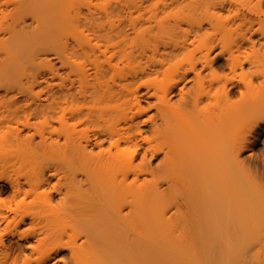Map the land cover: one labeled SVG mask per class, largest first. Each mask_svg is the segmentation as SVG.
<instances>
[{"label":"bare ground","instance_id":"obj_1","mask_svg":"<svg viewBox=\"0 0 264 264\" xmlns=\"http://www.w3.org/2000/svg\"><path fill=\"white\" fill-rule=\"evenodd\" d=\"M83 1L0 0V76L33 75L40 64L57 75L38 53L43 30L55 32L54 55L59 68L68 69L66 79L57 75L56 89L17 91L8 100L7 89L0 92V264H44L63 250V264H101L103 242L118 249V222L144 235L156 231L171 248L187 236L186 253L171 251L176 264H185L190 251L193 263L210 264L217 254V264H260V249L249 255L245 245L254 236V243L264 241V156L251 172L239 154L264 135V0H228L226 10L220 1L225 17L209 11L213 0H182L186 28L176 17L173 25L167 16L157 18L167 6L163 0L112 5L126 12L149 7L153 31L152 25L137 29L139 22H132L137 28L93 25L112 7L91 13ZM86 31L95 39L120 36L118 51L127 56L117 51L115 58L122 56L124 70L112 58L97 61ZM128 47L135 53L128 56ZM89 52L94 60L74 74L72 59ZM170 60L174 65L164 69ZM170 70L171 83L151 79ZM185 80L191 82L186 90L179 85ZM142 88L154 99L146 102L154 113L139 121ZM118 114L129 115L121 126ZM140 152L141 169L133 164ZM158 157L152 166L150 158ZM26 220L29 228L19 231ZM21 236L32 243L12 241ZM34 252L43 254L32 263Z\"/></svg>","mask_w":264,"mask_h":264},{"label":"rangeland","instance_id":"obj_2","mask_svg":"<svg viewBox=\"0 0 264 264\" xmlns=\"http://www.w3.org/2000/svg\"><path fill=\"white\" fill-rule=\"evenodd\" d=\"M117 1L118 0H84L81 4L84 5V9H88V11H90L91 13H94V12L97 13V12H99L101 10V8L103 9V7H106L107 8V6L109 7V5H110V7H112V5L114 7V4ZM176 1L177 0H163V3H165V5H167V6H165V8L166 7L167 8L166 9L164 8L162 10L163 13H159L158 12L157 13L158 17L156 15L155 16L158 19H161L162 17L167 16V18L170 19V22H172V24H171L168 21V23H170L169 25H173L174 24L173 21L176 19V21H178L180 23V24H178V23H176V24H178L180 27L182 26V28H184L185 27V24H183V20H182V19H184V17L182 16V11L183 10L182 11L180 10V8H183L181 6H182V4H184V2H181L182 0H178V2H176ZM185 1L186 2L188 1L189 2V0H185ZM210 1H208V2H210ZM220 1H222L224 3V4L222 3V6L220 4H218V3H221ZM237 1H239V2L241 1V3H242V0H236L235 2H237ZM179 2H181L182 4H180ZM239 2L237 4H239ZM243 2H245V1H243ZM170 3H171V5L172 4L173 5L171 6ZM212 3L214 5H210ZM168 4L170 5V7H168L169 6ZM210 4H209L210 5L209 11L210 12H217L219 14L221 11L219 10V7L218 6L220 5L221 7H224V9L227 6L226 8L228 9V5L225 6V4H229V3H228V0H213ZM209 5L207 4V6H209ZM200 6H203L204 8L207 7V6L205 7V4L204 5L201 4ZM212 6H214V7L211 8ZM113 7H112V10H111V15H109L107 17L106 16H103L101 19L96 20L93 23V25H104L106 27H109L111 24H114V25H119L120 24L121 26L124 25L126 27L127 25H125V24L129 22L128 27L130 26V23H131V26L134 25V28H137V26H138L137 29H139V27L145 29V27H147L149 25H152V30L151 31L154 30V27L155 26L152 23H154V20L155 19L152 20V17H151L152 16V13L150 12L151 10L149 11V9H148L149 7L148 6H147L148 8L147 9L145 8L144 10H142V9H140V10L128 9L129 11H127V12L126 11H118V9H113ZM187 9L188 8H186V10H184V11L185 12L186 11H189ZM199 9H201V7ZM201 10H205V9L202 8ZM221 13H222V16L223 17H225L227 15V11H223ZM150 17H151V19H149ZM173 17H176V18L174 19ZM181 17H183V18H181ZM150 20H152L153 22L150 21ZM132 22H137V23L139 22V23L136 26L135 25L136 23L134 24ZM163 24H165V20L163 21ZM167 24H166V27H168ZM128 27L125 28V29H130ZM128 31L130 32L131 30H128ZM129 32H127V33H129ZM152 33L153 32H151V34ZM84 34L87 35L89 38L92 39L91 40V44L95 45V48H96V49L94 48V50H95L94 54H95L96 57H98V60H97V58L95 60H97L98 62H101L103 64L104 61L107 60V58H110V59L112 58L113 60L111 59L110 61H112V62H110V63H112L114 65L117 64L116 66H119V65H121L120 63H123L125 61V60L121 59V61L119 62V59L122 58V56H123V53L122 52H121L122 53V56L120 55L121 57L120 56L118 57L119 59L118 58H115L117 56V54L120 53L118 51L120 49L119 47L121 46L120 45V41L122 42L120 36H119V38L118 37H113L111 39H105V38L95 39L94 36H93L92 31H86ZM51 35H52V41L50 43H48L49 42L48 38ZM54 35H55V32H53V34H51V33H47L46 34L45 31L43 30V32L41 34L40 48H39V52L38 53H40V58L41 59H44V57L47 58L50 61V64L53 65L55 69L58 68L57 75H60L63 79H66L68 69H66V68L61 69V68H59L60 63H59L58 59H56V56L54 55L55 50H57V46L53 42V36ZM165 37H164V39H165ZM128 39L131 40L130 37ZM132 39H134V38H132ZM162 39H160V40H162ZM126 40L127 39L125 38V41ZM129 40H128V42H130ZM165 40H167V39H165ZM177 40L179 41V38ZM125 41H124V43L128 44V42H125ZM162 41H164V40H162ZM165 42L166 41H164V43ZM167 42H168V40H167ZM159 43H160V41H159ZM159 43H156V44L158 45ZM121 44L123 46V43H121ZM154 44H155V42H154ZM160 45H161V43H160ZM160 45H158V49L157 50L162 49L163 44H162V46H160ZM125 47L127 48V45ZM129 47H130V45H129ZM129 47H128L127 50L125 49L127 51V53H129L128 51H130V53H135L136 50H134V52H133V50L131 49L133 46L130 48L132 50V52L129 49ZM124 48H122V49L124 50ZM122 49L120 51H122ZM137 49H138V47H137ZM148 50L149 49H147V51ZM117 51H118V53H117ZM149 52H150V50L147 53L149 54ZM216 52H217V50L214 51V52H212L210 54V56L212 57ZM130 53L128 54V56H130ZM158 53H163V52H158ZM91 54H92V52H89L85 56L84 55H78V56L74 57L72 59V68H69V69L70 70L72 69V72L74 73V72L77 71V68H79L78 65H81L82 66V64H85L86 66H89V64L91 63V61L94 60V57ZM150 54L152 55L151 52H150ZM150 54H149V56H150ZM134 55H136V54H134ZM153 55H155V54H153ZM156 56H157V58H155V59H158L159 58L158 55H156ZM180 57H178V58H180ZM122 60H123V62H122ZM151 60H153V59H151ZM165 60H164V62H165ZM143 61H144V59H142V61L140 62V64H142L143 66L144 65L146 66L147 64H143L142 63ZM131 62H132V60H131ZM136 62H133V63H136ZM173 62L175 63V60H173ZM169 64L174 65L171 62V60H170V63H167V65L164 64L165 65L164 69L167 68V67H169ZM105 65H107V64H105ZM131 65L133 66V64H131ZM131 65H129L130 66V69L132 68ZM75 66H76V69H75ZM134 66H135V64H134ZM170 67H171V65H170ZM34 68H36V69H34ZM34 68H33L34 71L31 70L32 73H33V75H27L26 74L24 76L19 77L17 75L16 76L15 75L13 76L12 74L11 75H9V74L6 75L5 74V75H1L0 76V92H2L5 89H7L6 91H8V96L6 97V100H8L10 98V96L12 95V93L17 92V91H22V92L32 91L33 93H35V92H46V91H49V90H52V89H56L58 87V84L61 82V80H60L59 76L50 73V71H49L50 68L48 66H45L43 64H40V65H38V66H36ZM124 68H125V66H124ZM128 68L129 67H127L125 69L127 70ZM136 68H137V65H136ZM120 69H123V68L120 67ZM120 69H118V70H120ZM126 70L124 71V73L126 72ZM171 70L168 71L167 73H165V75H163L162 73H164L163 72L164 70L162 69L161 70L162 73L159 71L161 74H159V75H158V73L157 74H154V76L157 75L156 76L157 78L156 77L154 78V76H152L151 79L152 78L155 79V80L157 79L156 82L154 80L153 81L155 83H158V84L160 83L159 85H161V84L162 85H165V84L171 83L170 81H172V80L174 81V79H175V76H174V74L171 73ZM72 72H70V77L73 76V73ZM129 72H130V70H129ZM226 73H227V71H226ZM228 75L229 74H227V76ZM144 79H141V80L144 81ZM148 79H150V78H148ZM66 84H68V83L66 82ZM179 85L181 87H184V90H186L191 85V82L185 80L183 82H180ZM76 87L79 88L77 84H76ZM86 87H88V86L86 85ZM175 93H177V90H176ZM140 95L144 96L142 98L144 101L141 100L142 101L141 102V105H142V107H143L144 110H143V112L139 116V121H144V120L148 119V116H150V115H152L154 113L153 107H149V105L146 102H148V103L151 104L152 101H154V99L153 98H150V97L149 98L146 97L147 95L145 94L144 88H142L140 90ZM176 97L177 96H174L173 97V100L176 99ZM31 99L35 101V99L33 97ZM2 115H3V108L0 107V118L2 117ZM128 116L129 115L123 116L121 114H118V124H120V126H121L123 124V120L125 118H127ZM141 127H145V124H142ZM0 133H1V130H0ZM1 134H0V136H1ZM105 145H107V144H105ZM123 148H124V146H122V149ZM141 153L142 152H140V154L136 158H134V163H133L134 165L138 166V168H140V169H141V166H139V161H140L139 159H140ZM262 156H264V135H261V136L259 135L256 138V141H255V143L253 144L252 147L247 148V149H244V150L241 151V153L239 154V159L240 160H243V163L245 164V166L248 165V167L250 168V171L253 172L255 170V167H257L258 163L260 162ZM159 160H160V157H158V158H150L151 165L154 166L155 164H157L159 162ZM145 176L148 177L147 175H145ZM54 181L55 180H53V182ZM160 181H161V179H160ZM163 186H165V185H163ZM3 201H5V197L4 196H0V203H2ZM18 227H19V231H24V230L28 229L29 228L28 221L26 220L23 223H19ZM148 232H150V231H148ZM190 233L193 234L194 232L192 231ZM144 234H145V232L143 234H141L139 231H135L131 227H125V226L121 225L118 222V249L117 248H114L112 245H110L108 243L103 242L101 244V248H100V252H101V256H100L101 264H176L177 261L173 260V258L171 256V251H173L172 249L183 250L185 252V250L191 248V246L189 245L188 237L187 236H183L184 237V245L183 244L182 245L180 244L179 246H177V248H171V247H169L165 243V241L163 240V238L159 234H156V231H153L152 230L149 235H147V234L144 235ZM194 236L193 235L190 236V239L193 240L192 241V250H193V248H195V247H193V245L194 244L196 245V243H194V242H197L198 241V240L194 241L195 240L194 239ZM254 237H251V240H250V238H248V241H246V245L245 246H247V247L245 248V246H244V248L246 250L245 253L248 250L247 253H249V255H250V254H252L251 252H253L254 249H260V251L262 253V254H260V257H259L260 264H264V254H263L264 253V251H263L264 250V247H263V245H264L263 242L264 241H261L262 242V244H261L260 240H258L256 238L258 240V242H255L254 243L253 242V241H255ZM259 237H261V236H259ZM21 238H22V236H21ZM21 238L19 239L17 237H14L13 238L14 240H12V241L13 242L14 241L15 242H18L19 244H22L23 246H26V244H28V243H32V240H28V242H26L24 240V238H22V239ZM214 238H216V239H214ZM214 238H213V241L215 240L214 242H217L216 241V240H218L217 236L214 237ZM196 239H197V237H196ZM203 240H205V239H203ZM262 240H264V239H262ZM206 241H208V240L206 239ZM211 242H212V240L210 239V242L209 243L206 242V243H208L209 245L211 244L212 249H213L211 254L215 256V254H216L217 251H216V249L213 248L214 247V244L211 243ZM248 242H249V244H248ZM221 244H223V242H221ZM229 244H231V243L229 242ZM224 245H225V242H224ZM215 246H216V244H215ZM217 246H218V244H217ZM226 246H227V244H226ZM217 250H219V249L217 248ZM193 251H195V250H193ZM219 251H218V253H219ZM26 252L28 253L29 251L26 250ZM190 252H188V254ZM199 252H202V251L200 250ZM209 252H211L210 249H209ZM193 253L196 254V255L198 254V253H195V252H193ZM42 254H43V252H34V253H32L30 255V261L32 263H35L37 260H39L41 258ZM188 254H186L187 257H185V255L183 256V261L185 260L184 261L185 264H187L188 262L191 264L192 260H191V262L189 261L190 260L188 258L189 256L191 257V255H192L191 259L194 258L193 254H191L189 256H188ZM198 256H199V254H198ZM216 256H217V254H216ZM216 256H215V258L209 256V257L212 258V259L209 258L210 264H215L216 263L215 261L219 262V260H218L219 258L218 257H220V256H217V257ZM195 257H197V256H195ZM204 257L205 256H203V258ZM67 258H68V251L67 250L58 251L55 254H51V256L48 259L47 263H44V264H63L64 261L67 260ZM187 258H188V262H187ZM200 259H201V257H198V260H200ZM215 259H217V260H215ZM211 260H213V261L215 260L214 261L215 263L213 261H212L213 262L212 263ZM196 262L197 261H195V263L192 262V264H199L200 263V262H197V263ZM238 263L239 262H237V264ZM232 264H233V262H232Z\"/></svg>","mask_w":264,"mask_h":264}]
</instances>
